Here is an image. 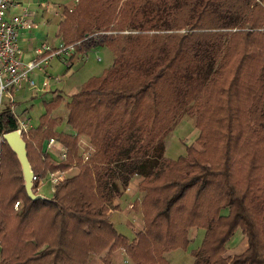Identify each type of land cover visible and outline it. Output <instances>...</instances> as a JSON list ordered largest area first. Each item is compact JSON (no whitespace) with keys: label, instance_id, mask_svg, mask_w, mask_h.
Wrapping results in <instances>:
<instances>
[{"label":"trees","instance_id":"trees-1","mask_svg":"<svg viewBox=\"0 0 264 264\" xmlns=\"http://www.w3.org/2000/svg\"><path fill=\"white\" fill-rule=\"evenodd\" d=\"M63 15L65 43L113 22L137 33L110 37L124 39L110 67L69 97L72 132L49 117L58 97L22 134L39 178L79 163V136L94 148L50 198H29L22 172L23 187L7 193L6 156L20 163L2 135L17 124L0 112V264H87L106 248H123L132 264H169L163 253L184 248L191 227L204 230L191 264H264V0H77ZM183 108L196 115L201 149L172 160L162 137ZM51 137L66 148L59 162L37 150ZM133 175L143 177V230L129 241L108 212ZM237 228L248 248L224 258Z\"/></svg>","mask_w":264,"mask_h":264},{"label":"rangeland","instance_id":"rangeland-1","mask_svg":"<svg viewBox=\"0 0 264 264\" xmlns=\"http://www.w3.org/2000/svg\"><path fill=\"white\" fill-rule=\"evenodd\" d=\"M114 23V22H113ZM113 23H111L107 27H96L90 32L94 31H111L114 33L108 34L107 36H101L97 38L98 47L94 50L87 52V57L85 60H80V55H78V61H74L71 67L67 68L66 64L60 63L57 59H54L51 62V67L49 68L48 72L51 74L53 78H58V80L51 79L50 83L52 86V90L55 89V87L60 90L61 95H66L68 91L73 89L76 85H82L86 81H88L92 77L100 76L105 69H108L113 61V50L116 51V49L119 48V46L124 44V39L122 37V40H119V42H115L113 44H109L110 37L115 36V33L119 32L122 35L127 34H135L137 33V30L129 29L123 27V30L115 31V28L113 26ZM114 29V30H113ZM49 43H55L48 41ZM93 42V41H92ZM77 56V55H76ZM97 57L100 58V61L97 60ZM74 58H77L74 56ZM71 70V71H70ZM31 93V92H29ZM21 92H17L15 96V108L16 111L19 114H22L26 117H28L31 121V124L36 127L38 125L39 117L45 113L46 108L45 104L50 101L49 98L45 97L44 95H41L40 93H37L36 96H29L25 100H18L20 98ZM56 97L55 100L56 101ZM60 102V101H59ZM66 108L64 105H61L58 110H56L55 113H52L53 118L55 119V122L57 124L56 130L57 132L65 131L66 123H65V113ZM196 115L190 114L186 111V108H183L178 116L174 119L172 122L169 131L166 135L162 137V140L164 142V151L163 155L165 158H169L172 160H175L178 158V156H184L186 154V148L187 147H193L195 150H200L201 147L197 143L196 139L199 136V129L195 126L196 124ZM71 128V127H70ZM24 135H28L27 133ZM28 141H30L29 138H26ZM57 139V138H56ZM81 140L77 138V146H78V156L80 157V164H84L90 160V157L93 152V146L90 144L89 138L87 136H82ZM58 140V139H57ZM33 144V143H32ZM80 144V145H79ZM87 146V148H86ZM33 148V147H32ZM77 161H73L70 168L67 170L61 172L62 173V180L64 181L66 179H69L80 171L79 169V163H76ZM14 161L12 156H6V165L3 169L4 177H6V180H4L5 183L8 184V187L6 189L7 193L16 192V190L19 187H23L22 183L23 181H20L21 179V170L20 165ZM132 180H143V177L140 175H133L129 182ZM41 181V182H40ZM38 182H33V193H41L42 195L50 196L51 197V190H50V184L48 181V176H44V178H41ZM42 184H40V183ZM128 182V184H130ZM138 183V185H139ZM127 184L126 188H121L120 186V192L119 196L115 197L114 200L109 204V207L111 208L109 210V214L111 211H114L116 209H121L122 206L125 204H130L129 207V221L128 227L130 230L124 229V227L117 226L116 230L123 234L125 233L129 237L132 235L131 231L134 232V237L137 233L141 232L143 230V220H142V214L140 211V201L145 195V191H140L139 187L137 188L138 191L141 192V194L137 196H134V198L131 200H127L126 202L123 201L125 198L124 192L126 191L127 187L129 186ZM40 187V189H38ZM129 188V187H128ZM15 190V191H14ZM122 195V196H121ZM257 206L262 208V211L264 213V191L263 195L259 196V199H257ZM16 208H19L18 206ZM226 209L222 210V213L224 214ZM109 220L111 221V217L109 216ZM113 224V223H112ZM115 227V225L113 224ZM124 229V230H123ZM198 231V232H197ZM124 235V234H123ZM188 238L189 243L184 247H178L173 250L167 251L163 253V256L169 261V264H191L194 260V256L192 255L193 250L199 247L201 244V241L203 239L204 231L203 229H198L196 227H191L188 230ZM128 238L129 241H131L133 238ZM248 248V240L247 236L243 234L242 230L240 228H237L234 234L231 236V238L225 243L224 245V251L222 252L221 256L224 258L231 259L235 255H238L245 251ZM122 249V252H124V259L121 263V259L119 262L116 260L118 259L117 253H119ZM98 257L101 261L104 263L107 259L110 264H132V259L130 256H128L123 248H116L113 250H109L108 248L98 251V252H89V258L87 260V263L89 262V259L92 257ZM126 260V262H125Z\"/></svg>","mask_w":264,"mask_h":264},{"label":"built area","instance_id":"built-area-1","mask_svg":"<svg viewBox=\"0 0 264 264\" xmlns=\"http://www.w3.org/2000/svg\"><path fill=\"white\" fill-rule=\"evenodd\" d=\"M17 4L15 0H0V112L8 109L12 113L17 124L16 130L22 135L27 132L29 126L25 118L16 111L14 92L24 87L34 88L37 86L33 77V74L36 73L43 75L45 86L49 84L51 79L58 80V78H53L48 72L54 59L66 64L67 68H69L74 56L76 57L75 52H78V55L81 56L80 60H85L87 52L98 47L97 38L114 32L98 30L90 32L83 38L70 43H65L62 40L58 43L44 42L35 49V56L32 59L24 61L18 46L19 30L32 29L36 25L30 18L27 9L7 17L8 9ZM97 60L100 61V58L97 57ZM55 143L57 142L54 138H49L48 148L55 152L58 151L57 153L62 160L65 158L66 151L56 150ZM62 177L61 172L48 174L52 192L62 180ZM40 179L33 174L32 181L34 184Z\"/></svg>","mask_w":264,"mask_h":264},{"label":"crops","instance_id":"crops-1","mask_svg":"<svg viewBox=\"0 0 264 264\" xmlns=\"http://www.w3.org/2000/svg\"><path fill=\"white\" fill-rule=\"evenodd\" d=\"M15 1L18 4L8 9L7 17L20 13L23 11V9H27L29 11L30 18L35 22V25H36L32 29L19 30L18 46L22 52V59L24 61L32 59L35 56V49L38 46H40L42 43L48 42V41L58 43L61 40V37L59 35V29H60L59 27H60V23L64 20L63 8L73 9L77 3V0H15ZM75 55H77L76 56L77 58H74L72 60V64L74 61H78V52H75ZM33 77L35 79V82L37 83V86H35L34 88L24 87L22 89L16 90L15 94L17 92H21L20 98L18 100H25L30 95L36 96L37 93H40L41 95H44L45 97L50 99L48 103L54 102L55 97L56 98L60 97L59 104L54 109H52L49 113V117L51 118H53L52 113H55L56 110H58L61 105H64L67 111L66 105L69 100V97L72 94L76 93L81 87L80 85L79 86L76 85L75 87H73L72 90L70 89L66 95L62 96L60 93V90H58L56 87L54 90L51 89L52 86L54 85L48 84L47 86H45L44 78L42 74L36 73V74H33ZM14 99H15V96H14ZM46 104H45V108H46ZM66 115H67V112L64 115L65 123H66ZM22 116L25 118L26 123L29 126L27 129L28 133L30 132V130L36 128L31 124V121L28 117L24 115ZM38 124H39V120H38ZM56 126L57 124L55 125V130H56ZM65 126H66L65 131H62V132L70 133L73 131L68 124H66ZM81 137L82 136H79L78 138L79 140L83 142ZM51 138H54V140L57 142L54 144L56 147L55 148L56 150L59 149V150H63L64 152L66 151L65 146L59 140H57L55 137H51ZM48 140L49 138L44 139L43 142L41 143L40 148H37V150H39L43 154H47L51 158V160L59 162L61 158L59 154L57 153L58 151L55 152L48 148ZM139 181L140 180H132L131 182H129L130 183L128 184L129 188L127 187L124 194H122V195H125L124 196L125 198L123 199V201L126 202L127 200H130V199L132 200L134 196L138 197V195L141 194V192L138 191L137 188L135 189V187H138ZM38 194H41V193H38ZM51 195H52V191H51ZM45 197L50 198V196H46V195ZM130 206H131L130 204H125L124 206L121 207V209L119 208L114 211H111V213L109 214V216L111 217V221L115 225L116 229H117V226H119L122 228L124 227V229L127 228V230H130V228L128 227V223H127V221H129L128 215H129ZM123 234L126 237H129L125 233ZM131 234L132 235L129 238L134 237L133 231H131ZM120 250L121 251L117 253L118 259L116 260L119 262V260L121 259V263H122L123 262L122 260L124 259L123 258L124 252H122V249ZM87 264H105V263L101 261L98 257L94 256L93 258L91 257L89 259V262Z\"/></svg>","mask_w":264,"mask_h":264},{"label":"water","instance_id":"water-1","mask_svg":"<svg viewBox=\"0 0 264 264\" xmlns=\"http://www.w3.org/2000/svg\"><path fill=\"white\" fill-rule=\"evenodd\" d=\"M2 137L11 150L16 154V157L20 163L24 180V188L28 197L31 199H48L42 194L33 193L32 177L34 173L27 157L26 142L23 139V136L15 129L3 133Z\"/></svg>","mask_w":264,"mask_h":264}]
</instances>
